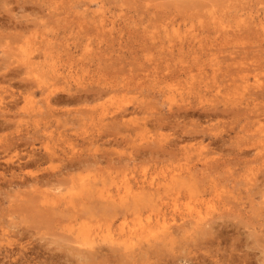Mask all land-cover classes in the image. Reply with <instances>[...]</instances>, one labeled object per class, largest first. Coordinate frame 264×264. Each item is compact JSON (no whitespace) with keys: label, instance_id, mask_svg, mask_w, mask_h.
Segmentation results:
<instances>
[{"label":"rangeland","instance_id":"1","mask_svg":"<svg viewBox=\"0 0 264 264\" xmlns=\"http://www.w3.org/2000/svg\"><path fill=\"white\" fill-rule=\"evenodd\" d=\"M0 264H264V0H0Z\"/></svg>","mask_w":264,"mask_h":264},{"label":"bare ground","instance_id":"2","mask_svg":"<svg viewBox=\"0 0 264 264\" xmlns=\"http://www.w3.org/2000/svg\"><path fill=\"white\" fill-rule=\"evenodd\" d=\"M95 190V189H94ZM127 190V189H126ZM146 191V190H145ZM85 192V191H84ZM147 192V191H146ZM94 193H95V191H94ZM106 194V193H105ZM93 195V194H92ZM133 195V194H132ZM90 197H91V195H90ZM145 199V198H144ZM140 200V199H139ZM144 201V200H143ZM51 203V202H50ZM91 203V202H90ZM89 204V203H88ZM98 205V204H97ZM96 205V206H97ZM166 205H168V204H166ZM82 206V205H81ZM90 207V206H89ZM103 210V209H102ZM118 211V210H117ZM118 213V212H117ZM188 222V221H187ZM183 225V224H182ZM147 227V226H146ZM202 227V226H201ZM175 229V228H174ZM173 230V229H172ZM181 231V230H180ZM167 235V234H166ZM152 237V236H151ZM150 237V238H151ZM156 239V238H155ZM153 240V239H152ZM89 254V253H88ZM91 254V253H90ZM84 257H87V256H84ZM144 257V256H143ZM82 259V258H81ZM86 260V259H85ZM88 260V259H87Z\"/></svg>","mask_w":264,"mask_h":264}]
</instances>
